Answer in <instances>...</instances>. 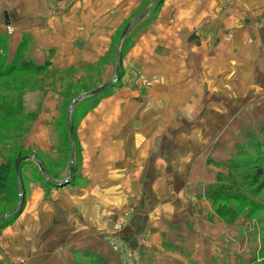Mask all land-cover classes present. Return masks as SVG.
<instances>
[{"label": "crops", "instance_id": "0c3cea01", "mask_svg": "<svg viewBox=\"0 0 264 264\" xmlns=\"http://www.w3.org/2000/svg\"><path fill=\"white\" fill-rule=\"evenodd\" d=\"M33 2L0 0L16 16L9 22L13 52L23 35H38V56H48L56 47L51 63L63 68L94 64L105 51L103 42L106 45L112 37L97 25L104 26L112 15L106 28L114 26V31L142 4V0H60L54 14L43 8L49 15L40 21L39 30L21 16ZM162 6L165 24L185 26L179 32L189 53L177 50L170 29L151 39L145 34L143 48L134 53L145 61L194 55L200 61L199 75L193 74L188 86V73H183L186 80L180 89L174 77L171 83H152V90L165 92L153 91L143 98L137 90L125 88L95 104L77 131L82 145L77 179L74 182V174L64 185L67 176L51 179L54 184L47 185L48 193L39 187L27 194L22 211L0 233V264L6 256L7 264H98L97 256L102 264H125L110 247L113 226L120 219V238L136 264H170L169 256H175L169 253V241L191 245L207 235L206 198L217 167L247 140L251 130L247 125L255 119L251 113H263L253 107L264 98V0H165ZM37 17L43 16L39 12ZM77 41L86 46L77 48ZM192 82L193 88L200 82L196 104L205 96L207 105L205 128L199 134L170 125L175 107L186 105L190 98ZM178 89L182 100L176 98ZM241 90L248 98L241 96ZM241 104L249 107L241 111ZM191 110L188 105L179 117L183 123ZM113 115L122 116L123 128H111ZM214 118L219 124L213 123ZM49 135L36 127L25 143L46 153Z\"/></svg>", "mask_w": 264, "mask_h": 264}, {"label": "rangeland", "instance_id": "374dc122", "mask_svg": "<svg viewBox=\"0 0 264 264\" xmlns=\"http://www.w3.org/2000/svg\"><path fill=\"white\" fill-rule=\"evenodd\" d=\"M32 1L34 2L31 3V10L36 12L31 14V10H29L21 16L27 18L29 27L40 30V21L44 19L45 15L54 14L56 4L60 0ZM164 1L161 0L143 19L130 27L121 41H119L120 36L125 26L140 12L147 9L154 0H142L140 7L114 31L111 30L114 26H110L109 29L106 28V23L110 21L112 15L108 17L104 26L97 25V29L109 30L112 37L106 45L103 42L101 47L105 51L102 56L97 57L94 64L84 63L80 68L55 67L51 61H55L56 47L50 49L51 54L40 58L38 56L40 54L39 43L36 41L38 35L37 37L35 35H23L17 50L15 49L13 52L14 45L10 40L13 31L9 22L16 16L13 10L0 5V165L8 162L12 170L6 184L7 191L0 197V217L15 209L19 203V182L14 169V163L18 157H28L25 162H21L19 165L22 191L24 192L20 213L26 203L27 194L33 188L41 187L48 193L50 189L47 185L54 184L47 182L49 180L45 178L34 160L40 163L49 179H60L63 176L68 178L70 158L73 154L75 182L76 174L80 169L79 158L82 152L81 139H78L77 131L87 117L86 115L94 109L95 104L111 97L116 92L125 90V88L137 90L142 93L143 98H146L153 91L165 92L167 89H160L161 91H159L157 89L152 90L151 87L157 83H171L174 77L180 89L186 80L183 73L185 75L188 73V86H190L189 81L192 80V75H199L200 61L194 55L184 56L180 54L181 56H170V58L158 56L148 58L150 60L145 61V57L134 53L135 50L143 48L141 41L145 40L143 37L145 34H148L149 39H151L152 35L159 36L167 29H170L172 31L171 36L177 39L175 41L177 50L180 53L183 51L189 53L188 43L184 40L183 34L180 33L183 32L182 29L185 26L179 25L177 28L179 30H177L175 25H167L165 20L161 18V8ZM41 8L43 12L40 11ZM43 8L49 9L50 12L45 13L47 10L45 11ZM39 12L43 16L41 19L37 17ZM75 46L83 49L86 44L83 41H77ZM117 52L120 55L121 63L119 78L115 79ZM20 57L35 64H43L48 61L50 65L40 74L13 71ZM41 61L42 63H39ZM147 63L149 66L146 65ZM186 69L187 72H185ZM112 80L111 88L103 90L97 96L83 99L69 110L72 102L78 97ZM192 88L193 82L192 87L188 89L191 90L190 98L187 99L186 105L181 104L175 107V116L170 117V125H174L176 130L188 129L190 132L199 134L205 128L204 113L207 105L205 96L200 98L201 104L199 106L196 104V100L200 96L199 93L201 94L200 82ZM179 89L176 91L177 99L179 96L181 99L182 89ZM242 93L241 90V96ZM242 97L248 98L246 95ZM188 105L193 108V111L188 112H191V115L183 123L184 120H180V118L182 119ZM255 105L256 108L255 106L253 108L259 110L257 112L263 113H258V115L251 113L255 119L247 125L248 129H251L250 135L246 137L247 140L244 144L236 146L233 155L217 167L215 182L210 186L211 192L206 198L210 212L208 217L209 229L207 235H204L206 237L202 236L198 241L194 239L191 245L169 241V253L175 256L174 259L169 256L170 264L171 261L172 264H264V180L260 179L256 182L252 177L253 168L248 164V159L237 154L241 148L247 146L251 154H254V147L260 144V130L264 125V98ZM240 107L242 111L249 106L241 104ZM145 111L151 112V109L147 108ZM51 114L57 116L48 121L46 118ZM143 121L144 123L147 122L144 119ZM219 121L213 119V123ZM164 123L166 124V121ZM36 127L40 130L50 131L48 137L50 150L46 153L42 152V149L36 145L25 143L32 129ZM111 128H123L122 116L113 117ZM43 138L42 141H45L47 137L44 136ZM181 143L182 141L177 137V145ZM249 143L251 145H246ZM230 159L236 162L242 161L243 167L240 170H229L227 162ZM14 217L15 215L10 216L0 223V233L13 222ZM116 225H118V229H115ZM122 225L123 222L120 219L113 226V232H118L115 235L116 238L114 239V233L110 236L112 239L110 240L113 242L114 239L121 250H113L112 242H110L111 251L122 257H120L122 263L136 264L134 255L128 248L126 241L120 238L119 231L122 230ZM145 238L149 241L148 236ZM147 243L146 241L145 244ZM123 246L127 249V254H130V260L124 257ZM3 259L6 262L2 263L7 264L8 257H2L1 260ZM95 261L102 264L100 262L101 256H97ZM9 264L12 263L9 262Z\"/></svg>", "mask_w": 264, "mask_h": 264}, {"label": "trees", "instance_id": "16d2710c", "mask_svg": "<svg viewBox=\"0 0 264 264\" xmlns=\"http://www.w3.org/2000/svg\"><path fill=\"white\" fill-rule=\"evenodd\" d=\"M16 63L17 64L14 66L13 71H24L35 74L42 73L50 65L48 61H45L43 64H35L31 61L23 59L22 57H20ZM260 133V144L254 147V154H251L248 150V146L246 148H241V151L237 152L238 155L245 156L248 159V164L253 168L252 177L256 182L260 179L264 180V125L261 127ZM246 145H251V143ZM242 164V161L236 162L235 160L230 159L227 162V168L231 171L240 170L243 167ZM11 171L12 170L8 162L0 165V197L7 191L6 184Z\"/></svg>", "mask_w": 264, "mask_h": 264}, {"label": "water", "instance_id": "95a60500", "mask_svg": "<svg viewBox=\"0 0 264 264\" xmlns=\"http://www.w3.org/2000/svg\"><path fill=\"white\" fill-rule=\"evenodd\" d=\"M161 0H154V2H152V4L147 8L145 9L144 11L140 12L132 21H130L126 26L125 28L123 29L122 31V34L120 36V40L121 41L127 31L129 30L130 27L134 26L138 20L142 19L144 16H146ZM119 49V47H118ZM120 55L119 53L117 52V63H116V70H115V79H118L119 78V70H120ZM113 85V80L99 88H96L80 97H78L76 100H74L70 106V109L71 110L75 105H77L80 101H82L83 99L85 98H89V97H92V96H97L99 93H101L103 90L107 89V88H111ZM68 118V116H67ZM70 137L72 139V134H71V129H70ZM73 145V143H72ZM28 157H18L16 160H15V163H14V169H15V173H16V176H17V179H18V182H19V193H18V196H19V203H18V206L11 210L8 214L6 215H3L0 217V223L1 222H4L7 218H9L10 216H13V215H18L22 205H23V191H22V182H21V176H20V173H19V165L21 162H25L27 160ZM73 154L71 155V158H70V168H69V175H68V178L66 180H64L63 182H61L63 185L64 184H69L70 181L73 179V174H74V163H73ZM34 162L36 163V165L38 166V168L40 169V171L43 173V175L45 176V178L49 181L52 182L51 179H49L47 173L45 172V170L43 169V167L40 165L39 162H37L36 160H34ZM57 183L55 182V185Z\"/></svg>", "mask_w": 264, "mask_h": 264}, {"label": "built area", "instance_id": "2783aa9c", "mask_svg": "<svg viewBox=\"0 0 264 264\" xmlns=\"http://www.w3.org/2000/svg\"><path fill=\"white\" fill-rule=\"evenodd\" d=\"M115 229H118V225H116L115 226ZM120 232V231H119ZM114 233V235H116L118 232H113ZM116 237H114V239H115ZM114 239H113V242H112V249L114 250H117V251H120L121 249L119 248V246L116 244V242L114 241ZM112 240V239H111ZM120 245V244H119ZM123 255H124V257L126 258V259H128V260H130L131 259V257H129L130 256V254L128 255L127 254V249L123 246Z\"/></svg>", "mask_w": 264, "mask_h": 264}]
</instances>
